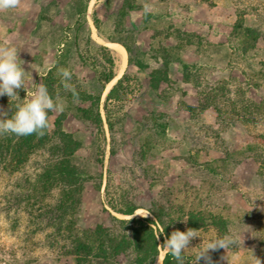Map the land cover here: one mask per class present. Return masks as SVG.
Instances as JSON below:
<instances>
[{
	"label": "rangeland",
	"instance_id": "rangeland-1",
	"mask_svg": "<svg viewBox=\"0 0 264 264\" xmlns=\"http://www.w3.org/2000/svg\"><path fill=\"white\" fill-rule=\"evenodd\" d=\"M52 1L22 0L19 8L0 12V42L9 39L20 47L27 71L20 99L0 97V109L9 116L41 84L61 48L63 27L71 21L69 0ZM93 1L94 12L105 0ZM133 1L137 9L125 35L132 41L134 63L143 60L145 72L134 65L124 70L127 96L107 109L112 131L103 109L104 91L101 122L83 120L72 109L62 120L63 129L74 137L76 164L85 177L76 188L82 201L77 223L99 233L113 229L104 207L117 218L152 226L163 248L160 231L167 218L158 207L171 209L183 221L192 209H205L228 221L225 235L233 233L243 241L222 249L221 257L210 250L213 264L262 262L255 240L264 237V176L259 175L258 152L248 146L264 150V0ZM145 4L153 9L146 18ZM101 17L105 29H113V12L103 10ZM245 28L254 31L253 37L244 35ZM82 48L81 55H88ZM168 59L167 82L150 89L146 75L163 69ZM87 63L90 68L74 62L66 68L82 87L93 70ZM210 102L216 109L207 106ZM57 114L49 116L50 128ZM259 155L264 160V152ZM36 166L33 161L19 173L0 175V264H76L64 254L65 238L53 236L48 219H39L44 210L36 211L54 204L58 191L33 207L15 200L30 193L23 183ZM111 205L135 210L123 216ZM150 210L159 213V221ZM122 234L132 241L128 231ZM198 235L191 241L195 257L210 240L221 238L213 232ZM128 259L130 255H117L119 263ZM200 264H205L203 259Z\"/></svg>",
	"mask_w": 264,
	"mask_h": 264
},
{
	"label": "trees",
	"instance_id": "trees-1",
	"mask_svg": "<svg viewBox=\"0 0 264 264\" xmlns=\"http://www.w3.org/2000/svg\"><path fill=\"white\" fill-rule=\"evenodd\" d=\"M89 0H69L67 2L68 15L71 19L63 27V41L54 54V62L41 77V84L47 86L49 94L57 102L65 104V111L57 114L53 127L48 129L43 137L35 134L16 137H0V175L3 173L13 175L19 173L27 167L32 166L36 161L34 173L25 178L23 186L29 188L30 193L17 197L18 203H24L25 206L33 207L43 202L47 194L52 191H58V198L55 203L46 204L39 207L36 211L44 210V216L40 215L41 220L48 219L51 224L52 235H62L67 241L63 246L64 254L71 258L76 264H122L117 261V255L121 252L130 255L126 264H154L159 255V244L157 233L152 226L139 219H120L109 214L108 210L103 207L102 211L107 219L113 225V229L106 228L103 233L93 230L91 227L81 228L77 223V214L82 203L76 188L85 181L83 173L78 169L76 164V149L74 137L67 133L62 127V120L67 110H73L75 116L83 120H94L101 122V98L106 84L114 77L115 58L110 50L100 44L94 43L83 32V24L86 21L87 5ZM53 0L50 4L56 3ZM137 6L133 0H105L101 6L92 14V22L98 34L108 35L118 38L126 44L129 58L128 65H134L138 71L145 72L143 60L133 61V45L130 36L129 21ZM113 12V29L106 30V24L101 17L102 11ZM150 17V14L143 15ZM244 35L248 38L253 37L254 31L245 28ZM83 45V46H82ZM84 47L88 55H81L80 50ZM90 60L92 73L87 86H80L76 74L72 75V83L79 93L78 102H73L71 92L63 89L61 80V70L66 69L70 62L79 63V68H90L87 63ZM169 66V59L163 63V69H157L146 75L148 87L157 90L158 86L167 82L166 69ZM187 66L185 70L187 71ZM244 75V73H243ZM126 75H122L115 84L110 88L103 107L106 115L108 129L112 131V124L108 119V104L110 102L123 101L126 96L124 87ZM92 90V91H91ZM214 95H210V100H214ZM87 104L82 107L79 104ZM208 103L207 106H212ZM202 102L199 100V107ZM206 107V105H204ZM216 109V107H214ZM52 113H49V116ZM163 130H165L163 128ZM262 148V147H261ZM248 146L251 152L257 153L258 156L263 149ZM255 158L259 163V175L264 176V160ZM40 158V159H37ZM41 160V161H39ZM111 210L123 215L131 216L135 208L118 209L113 205ZM159 211L167 218L163 225L160 236H165L175 230L186 231L188 228L199 230L198 232H213L220 237L227 233L228 221L221 215L213 211L195 208L189 211L183 221L179 214L172 212L171 209L165 210L161 206ZM156 210H150L154 218L159 221V213ZM175 213V214H174ZM79 219V217H78ZM128 231L132 236V241L128 242L122 232ZM257 251L262 258L261 264H264V237L261 240H255ZM193 246L191 242L190 247ZM222 249H218L220 251ZM192 247L186 249L182 254L185 264H195V256L191 254ZM164 264H176V261L170 255L165 254ZM213 264V263H212Z\"/></svg>",
	"mask_w": 264,
	"mask_h": 264
},
{
	"label": "clouds",
	"instance_id": "clouds-1",
	"mask_svg": "<svg viewBox=\"0 0 264 264\" xmlns=\"http://www.w3.org/2000/svg\"><path fill=\"white\" fill-rule=\"evenodd\" d=\"M22 0H0V12L17 9L21 6ZM144 14L153 11L151 5L145 4ZM21 49L18 45L5 39L0 42V97L7 96L10 100L20 99L19 90L25 91L27 71L24 62L20 58ZM73 73L69 69H62V86L66 92H71L73 102L79 100V93L76 91L72 81ZM35 91L31 97L22 104L16 105V111L9 116V112L0 109V137L16 136L24 137L37 135L43 137L51 127L49 113L62 114L65 111V104L57 102L59 97L54 99L44 84L34 85ZM26 92V91H25ZM10 108V107H9ZM11 109V108H10ZM187 221V220H184ZM196 229L188 228L186 231L175 230L170 236H165L162 243L167 254L173 257L176 264H185L183 253L191 248L190 244L194 238L199 237ZM237 243H243L239 238L229 233L221 238H214L204 245L195 257V264H200L201 259L205 264H212L210 250H227ZM157 264L159 260L157 259ZM257 264L261 261L257 258Z\"/></svg>",
	"mask_w": 264,
	"mask_h": 264
},
{
	"label": "bare ground",
	"instance_id": "bare-ground-1",
	"mask_svg": "<svg viewBox=\"0 0 264 264\" xmlns=\"http://www.w3.org/2000/svg\"><path fill=\"white\" fill-rule=\"evenodd\" d=\"M93 9H94V1L90 0L87 8L88 12V19L86 22L83 24V32L84 34L90 38V40L94 43L103 45L107 47L110 52L116 57L115 54H117L120 57L121 60V68L119 69L118 72L115 73L114 78L109 81V83L106 84V87L104 89V96L107 94L109 89L115 84L117 79H119L125 65L128 59V50L126 47V44L124 41L108 36V35H102L96 33V30L93 26L92 22V14H93ZM119 65V64H118ZM157 259L159 260V264H164L165 263V250L164 248H159V255L157 256L154 264H157Z\"/></svg>",
	"mask_w": 264,
	"mask_h": 264
},
{
	"label": "water",
	"instance_id": "water-1",
	"mask_svg": "<svg viewBox=\"0 0 264 264\" xmlns=\"http://www.w3.org/2000/svg\"><path fill=\"white\" fill-rule=\"evenodd\" d=\"M87 19H88V12H86V21H87ZM85 21V22H86ZM116 55V64H115V73L116 72H118L119 71V69L121 68V60H120V57L117 55V54H115ZM127 63V62H126ZM119 64V65H118ZM125 68V67H124ZM123 72H124V69H123V71H122V73H121V75H120V77L119 78H121V76L123 75ZM115 73H114V76H115ZM114 78V77H113ZM118 80V79H117Z\"/></svg>",
	"mask_w": 264,
	"mask_h": 264
},
{
	"label": "crops",
	"instance_id": "crops-1",
	"mask_svg": "<svg viewBox=\"0 0 264 264\" xmlns=\"http://www.w3.org/2000/svg\"><path fill=\"white\" fill-rule=\"evenodd\" d=\"M87 8H88V5H87ZM114 56V55H113ZM115 58V57H114ZM115 64H116V58H115ZM127 66H128V59H127V63H126V65H125V68H124V70L127 68ZM114 73H115V67H114ZM222 250H220V251H218V253H219V255H217L216 257H221L222 256ZM226 253V257H225V260L228 258V252L226 251L225 252ZM224 253V254H225Z\"/></svg>",
	"mask_w": 264,
	"mask_h": 264
}]
</instances>
